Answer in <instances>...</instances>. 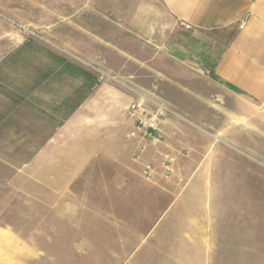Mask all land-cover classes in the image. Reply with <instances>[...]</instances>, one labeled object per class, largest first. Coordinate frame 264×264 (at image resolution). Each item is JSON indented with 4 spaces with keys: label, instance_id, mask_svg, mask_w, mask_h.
Here are the masks:
<instances>
[{
    "label": "crops",
    "instance_id": "crops-1",
    "mask_svg": "<svg viewBox=\"0 0 264 264\" xmlns=\"http://www.w3.org/2000/svg\"><path fill=\"white\" fill-rule=\"evenodd\" d=\"M3 2L0 10L10 19L40 26L47 40L25 36L0 17V152L20 162L32 164L43 152L68 153L70 142L94 135L95 129L86 130L91 123L100 131L107 125L115 146L117 105L135 98L127 87L98 83L94 68L190 122L209 115L242 130L264 127V0ZM21 8L36 18L22 16ZM134 57L142 74L155 72L151 91L127 76ZM195 67L210 70L211 78ZM116 87L126 94L119 97ZM161 128L164 142L147 148L143 159L157 165L162 154L173 156L176 175L149 183L160 182L163 202L176 207L143 257L147 264H204L213 242L208 218L192 210V126L169 117ZM128 133L124 138L136 142ZM57 163L52 169L63 168V160Z\"/></svg>",
    "mask_w": 264,
    "mask_h": 264
},
{
    "label": "rangeland",
    "instance_id": "rangeland-1",
    "mask_svg": "<svg viewBox=\"0 0 264 264\" xmlns=\"http://www.w3.org/2000/svg\"><path fill=\"white\" fill-rule=\"evenodd\" d=\"M4 11L16 31L44 36ZM133 60L127 76L151 91L155 72L142 74L140 57ZM128 106L117 105L113 147L102 122V131L86 127L94 135L70 142L68 153L43 152L32 164L0 152V264H147L142 251L157 242L176 205L163 202L160 182L143 179L131 160L139 143L124 138L134 126ZM204 118L192 117V210L208 218L213 242L204 264H264V127ZM60 160L63 168L52 169ZM176 177L180 191L184 174Z\"/></svg>",
    "mask_w": 264,
    "mask_h": 264
},
{
    "label": "built area",
    "instance_id": "built-area-1",
    "mask_svg": "<svg viewBox=\"0 0 264 264\" xmlns=\"http://www.w3.org/2000/svg\"><path fill=\"white\" fill-rule=\"evenodd\" d=\"M22 29H24L26 34L31 37L47 41L43 36L36 34L33 31L26 28ZM94 69L98 74V83L110 81L119 86L127 87V89L134 95L135 100L127 108V115L134 120V126L128 133L127 138L138 140L139 145L132 155V160L133 162L140 164L142 178L146 181H152L157 175H159L163 181H170L175 174V160L170 154L165 153L161 156L158 162V168H156L155 164L152 162L145 161L143 156L148 147H156L164 142L165 135L161 128V122L163 120L171 117L190 126H192V122L174 112L171 108L161 102L125 86L118 78L113 77L98 68ZM194 70L201 77L211 78L212 76L210 70L201 67H195ZM184 155L188 156V151H185ZM181 181L182 180L179 179L176 184L181 183Z\"/></svg>",
    "mask_w": 264,
    "mask_h": 264
}]
</instances>
